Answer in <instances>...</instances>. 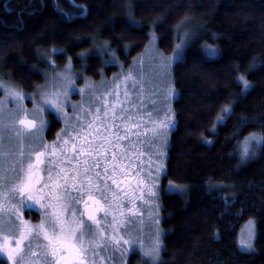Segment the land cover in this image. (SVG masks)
Segmentation results:
<instances>
[{
    "label": "trees",
    "instance_id": "trees-1",
    "mask_svg": "<svg viewBox=\"0 0 264 264\" xmlns=\"http://www.w3.org/2000/svg\"><path fill=\"white\" fill-rule=\"evenodd\" d=\"M184 20L196 35L172 69L176 123L162 182L185 191L161 196L160 264H264V148L246 162L239 156L249 133H264V0H0V77L35 93L56 48L61 67L70 62L89 79L110 78L119 68L107 48L128 66L154 34L170 55ZM240 75L252 85L246 91ZM226 105L232 111L223 115ZM46 117L45 138L53 141L62 123ZM221 183L233 197L210 190ZM249 220L254 250L243 252L238 237ZM127 264L145 262L133 252Z\"/></svg>",
    "mask_w": 264,
    "mask_h": 264
},
{
    "label": "snow or ice",
    "instance_id": "snow-or-ice-1",
    "mask_svg": "<svg viewBox=\"0 0 264 264\" xmlns=\"http://www.w3.org/2000/svg\"><path fill=\"white\" fill-rule=\"evenodd\" d=\"M130 22L136 23L134 18ZM188 23L184 20L176 26L180 42L174 45L171 57L157 52V74L170 76L171 65L194 43L196 33L185 28ZM212 54H216L215 49ZM79 55L84 58L86 53ZM53 65L54 61H49V66ZM255 66L254 61L250 68ZM129 79L133 89L139 86V103L132 101L127 89L122 100L117 83L102 93L92 85L87 108L83 102L69 104L75 81L63 73L46 77L48 83L38 85L30 97L7 90L15 108L5 109L0 101V254L6 255L11 264H107L111 257L101 253L110 246L114 253L123 245L128 246L123 249L125 253L138 245L145 264H160L159 229L150 248H145L139 239L125 238L123 231L135 215L136 201L144 198V188L155 195L139 166L143 140L149 131L153 137L159 136L161 130L174 126V121L166 117L168 124H157L152 112L144 111L143 70L138 76L129 72L124 80ZM237 79L245 91L252 87L244 75ZM84 91L80 89L81 94ZM113 95L114 99L109 100ZM25 99L33 102L31 111L25 108ZM69 106L80 110L75 113V122L66 110ZM221 111L227 115L232 107L226 105ZM44 113L53 114L65 124L51 144L39 135L50 125ZM146 118L151 128L147 127ZM260 148H264V133H249L240 143V161L253 158ZM16 196L21 203L27 201V207L31 208L34 201L44 210L38 224L23 219L19 206L12 202ZM125 204L132 205L126 209L130 215L125 214ZM240 243L252 247L249 241Z\"/></svg>",
    "mask_w": 264,
    "mask_h": 264
},
{
    "label": "rangeland",
    "instance_id": "rangeland-1",
    "mask_svg": "<svg viewBox=\"0 0 264 264\" xmlns=\"http://www.w3.org/2000/svg\"><path fill=\"white\" fill-rule=\"evenodd\" d=\"M189 24L185 25V28H188ZM157 38L154 34H151L150 42L147 45L145 51L139 55L137 58H133L128 66L122 65L120 61H118L115 56L109 52L108 48L105 51V54L108 57V60L111 61L112 64L116 65L119 68L118 73L113 75L110 78L104 77L99 81H94L92 79L87 78L83 74H77L74 70L73 65L70 62H67L65 65L61 67L58 65V62L54 60L53 51L47 55L46 60V71L44 72V81L40 86L48 83L46 77L51 78L53 75L58 73H63L70 76L75 81V90L69 92V104H78L83 102L84 107L87 108L88 103L91 99L89 95V89L92 85H95L100 93H102L106 87H112L114 84H119V93L120 98L123 100V93L125 89L129 93H131V99L134 103H139L140 101L137 99V93L140 91L139 86L133 89V82L131 79L125 81L124 77L128 75L129 72L132 73L133 76H138V73L143 70L145 74V90L143 93V103L145 105V112H152V119L159 124V122L163 121L165 124H168V119L174 121V126L169 125L165 129L160 131V135L157 137H153L152 133L149 131L147 137L143 140V145L141 147V151L143 155L140 157V161L142 163L139 164L142 167L143 171L141 175L144 176L149 185L152 186V190L155 195H150L148 193L147 188H144V198L143 200H137L135 204V215L132 216L130 223L126 227V230L123 231V235L125 238H133L139 239L143 242L145 248H150L153 246L157 230L160 231V239H163V229L161 227V196L163 193H178L185 191V187L179 186L174 183H167V187L163 189L165 186L163 185L162 179L166 175V161L167 154L170 145V136L175 128V112L173 109V102L177 97V92L173 84L172 77V69L173 65L178 61L182 60V58L177 59L171 65L170 68V76H164L162 74H157L154 71V65L159 62V57L156 55L157 52L162 53L165 57H171L173 55L164 54L158 47ZM180 42V41H179ZM177 42V43H179ZM213 50H209L210 57H214L212 54ZM184 56V55H183ZM155 59H152V58ZM49 61H54V65L52 67L49 66ZM109 61V62H110ZM85 89L84 93L81 94L80 89ZM14 89L16 91L21 92L22 94H28V96H32L36 93H25L18 86H16L13 82L8 80L7 78L0 77V101L3 102V107L5 109H14L15 103L12 101L11 97L7 95V90ZM39 96L36 98V102L39 103ZM109 100L114 99V95L108 97ZM25 108L31 111L34 107L31 99H25L23 101ZM67 112L70 116L73 117V121L75 122V113L80 110H73L72 107H67ZM47 113H44V118ZM166 117L168 119H166ZM58 119V118H57ZM62 123V127H65L64 121L62 119H58ZM225 121V117L222 120H217L216 124H221ZM148 128H151L152 125L147 123V118L145 120ZM47 127L43 129V131L39 134L43 137L44 142H46L45 133ZM143 131V129H142ZM27 151V149H25ZM259 149H257L258 153ZM155 180V184H152V181ZM143 187V186H142ZM232 186L226 184H212L209 188L211 191H216L223 197H233L234 192L231 188ZM136 195L139 196V190L136 192ZM13 203L17 204L20 208V213L23 217V209L28 208L27 201L24 203L20 202L18 196L14 197L12 200ZM34 201L32 202V207L34 205ZM130 204H125V214L130 215L126 212L128 207H131ZM13 220H15V215H13ZM24 220H26L23 217ZM103 220V216H101ZM111 217H109L110 221ZM30 222V221H29ZM40 222V221H39ZM38 222V223H39ZM158 222V223H157ZM30 224H33L30 222ZM109 234H111V230L109 229ZM256 237V223L254 220H249L242 228L239 237H238V246L239 249L243 252H251L254 250V243ZM241 240L249 241L252 244L251 248H248L246 245H242ZM35 245V242H34ZM126 245H123L120 249L116 250L113 253L111 246L107 251L101 253V255L105 257H111L108 259L107 264H127L130 255L134 253H138L140 255L139 246H133L127 253L123 251ZM163 251V242L161 244V254ZM141 256V255H140ZM142 258V257H141ZM143 260V259H142ZM0 261H3L5 264H11L10 261L7 260L6 255L0 254ZM145 262V260H144Z\"/></svg>",
    "mask_w": 264,
    "mask_h": 264
},
{
    "label": "flooded vegetation",
    "instance_id": "flooded-vegetation-1",
    "mask_svg": "<svg viewBox=\"0 0 264 264\" xmlns=\"http://www.w3.org/2000/svg\"><path fill=\"white\" fill-rule=\"evenodd\" d=\"M48 128V127H47ZM61 130V129H60ZM47 131V130H46ZM46 140V139H45ZM56 140V138H55ZM53 140V141H55ZM53 141H48L46 140V142L48 144H51ZM43 209L40 208V205L39 204H36L34 203L33 207L31 208H24L23 209V217L27 220V221H30L34 224H38V222L41 220L42 218V213H43Z\"/></svg>",
    "mask_w": 264,
    "mask_h": 264
}]
</instances>
